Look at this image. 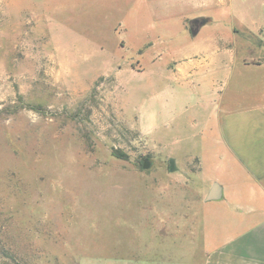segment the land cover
<instances>
[{"label":"rangeland","instance_id":"374dc122","mask_svg":"<svg viewBox=\"0 0 264 264\" xmlns=\"http://www.w3.org/2000/svg\"><path fill=\"white\" fill-rule=\"evenodd\" d=\"M261 35L264 0H0V264H199L189 161L257 105Z\"/></svg>","mask_w":264,"mask_h":264},{"label":"crops","instance_id":"0c3cea01","mask_svg":"<svg viewBox=\"0 0 264 264\" xmlns=\"http://www.w3.org/2000/svg\"><path fill=\"white\" fill-rule=\"evenodd\" d=\"M256 27L245 28L261 34V23ZM261 38L264 45V35ZM230 65L225 60L196 59L191 54L180 62L177 72L188 76L202 67H217L223 73ZM242 66L262 69L264 59L242 62ZM258 83L257 105L238 111L220 106L214 125H206L204 134L200 133L203 144L214 149L189 161L196 164L193 180L203 197L199 264H264V81ZM218 98L223 99L222 94ZM207 137L211 140L206 141ZM214 184L218 197L207 201Z\"/></svg>","mask_w":264,"mask_h":264},{"label":"water","instance_id":"95a60500","mask_svg":"<svg viewBox=\"0 0 264 264\" xmlns=\"http://www.w3.org/2000/svg\"><path fill=\"white\" fill-rule=\"evenodd\" d=\"M199 28H200V22H199V20H197V19H194V20H192L191 22H190V24H189V30H190V32L192 33V34H196L197 33V31L199 30ZM150 168V163L148 162V161H144L143 162V165H142V169H144V170H147V169H149ZM172 163L170 164V170H172ZM218 197V187H217V185H212V187L210 188V190H209V192H208V194H207V196H206V200L207 201H210V200H212V199H216Z\"/></svg>","mask_w":264,"mask_h":264},{"label":"trees","instance_id":"16d2710c","mask_svg":"<svg viewBox=\"0 0 264 264\" xmlns=\"http://www.w3.org/2000/svg\"><path fill=\"white\" fill-rule=\"evenodd\" d=\"M200 22V21H199ZM203 25V23L202 22H200V27ZM189 33H190V35H194V34H192L191 32H190V30H189Z\"/></svg>","mask_w":264,"mask_h":264}]
</instances>
